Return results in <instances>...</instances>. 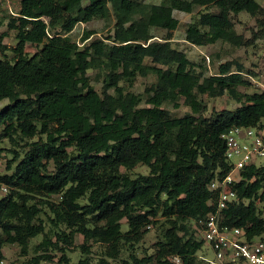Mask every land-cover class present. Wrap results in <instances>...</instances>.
I'll return each mask as SVG.
<instances>
[{"label":"trees","instance_id":"trees-1","mask_svg":"<svg viewBox=\"0 0 264 264\" xmlns=\"http://www.w3.org/2000/svg\"><path fill=\"white\" fill-rule=\"evenodd\" d=\"M84 1L20 0V16L8 23L16 39L11 57L0 33V101L8 100L0 109V143L13 146L0 172V263L5 244L26 254L30 241L42 236L34 247L38 254L59 243L70 247L80 235L82 258L71 262L63 253L57 264H111L123 249L130 252L122 264H177L174 258L201 264L196 252L203 242L195 237V223L216 206L210 182L231 168L223 135L264 119V84L238 62L220 63L216 73L206 75L171 46L178 26L172 12L214 8L186 25L185 41L238 46L242 37L234 16L246 13L260 25L264 8L256 0ZM111 15V35L88 41L93 33H86L82 46L69 37L76 24ZM152 28L166 30V37L154 39ZM29 43L41 46L28 55ZM94 69L103 74L101 92L87 76ZM150 74L155 81L145 97L127 89ZM252 84L262 90H239ZM225 94L238 106L203 116L201 96ZM178 96L190 112L171 117L162 105ZM3 150L0 146V160ZM137 165L148 173L131 176ZM231 189L237 201L222 210V225L244 229L248 240L263 238L264 164L242 168ZM158 217L166 226L154 253L138 257L132 249ZM89 243L102 245V256L93 260ZM48 258L35 255L32 261Z\"/></svg>","mask_w":264,"mask_h":264},{"label":"rangeland","instance_id":"rangeland-1","mask_svg":"<svg viewBox=\"0 0 264 264\" xmlns=\"http://www.w3.org/2000/svg\"><path fill=\"white\" fill-rule=\"evenodd\" d=\"M19 1H12V10L14 12H19ZM144 4H160L162 0H136ZM257 3L264 8V0H256ZM86 4V0L83 2ZM8 10L0 4V21L2 26L0 28V33L2 34V43L6 48V54L11 57L12 50L16 45L15 30L9 28L8 23L13 17ZM204 11H214V8H204L197 7L190 14L181 11L173 10L172 15L178 21L177 28L171 32V46L179 51L186 54L188 59L200 65L201 69H204L206 75H210L217 72L218 65L224 62H238L243 65L244 72H252L255 75L256 81L264 84V16H259L258 24L255 17H252L246 13H240L233 18L235 30L237 34L241 35L242 43L238 46H231L223 42H216L215 44L208 46H194L185 41V28L188 23L193 22L198 18L199 13ZM114 18L111 15L107 19H94L87 23H78L75 25L72 32H70L69 37L71 40L82 46L81 38L89 32L93 34L90 35L88 41L105 38L113 33L114 28ZM151 34L156 40H162L166 37L167 31L160 28H152ZM41 46L39 44L29 43L25 47V52L28 55L35 53ZM87 76L91 84L95 87L98 92L102 90V78L103 74L99 70H89ZM155 81L153 75H148L146 77H138L134 82L133 86L129 91L140 94L145 97L144 90ZM240 91L245 93H253L261 91L262 88L256 84H252L246 88H239ZM206 110L203 116H209L212 111H219L222 109L233 110L238 106L237 102L228 97L226 94L210 98L206 95L201 96ZM174 103L178 104V107H174ZM8 104V100L0 101V109L4 108ZM164 112L171 117H180L185 113H189V107L184 105L183 98L178 96L174 102L164 103L162 105ZM0 146L4 148L2 153V158L0 160V172H5L6 163L12 158L11 149L13 146L6 140L0 143ZM17 149V147H15ZM258 164H264L263 161H259ZM124 171V170H123ZM131 176L137 174H147L148 168L144 165H137L130 172ZM58 197H52L53 200H57ZM43 221H46V216L42 215ZM148 227H146L143 238L141 241L134 246L132 252H134L138 257H143L144 255H152L154 253V244L160 238L163 228L166 226L165 219L158 217L153 219ZM187 224L193 228L194 221L188 220ZM121 229L125 231L127 229L126 221H121ZM48 232V236H50ZM195 237L199 239L198 233L196 232ZM42 240V236H38L30 241L27 253H22L21 249L16 244H5L2 248L3 261L0 264H34L32 259L35 255H48L47 260H41L40 264H57L61 255L65 253L71 262H77L82 258V253L80 245L83 243V239L80 235H76L73 241V245L66 247L64 244L59 243L58 248H50L46 251H40L38 254L34 252L35 245L39 244ZM52 242L55 239L52 237ZM90 257L96 260L103 253V246L96 243H89ZM129 250L123 249L120 257L117 260H112L111 264H122V261L128 258ZM200 252L204 253L208 257L212 255V252L207 249L206 244H203Z\"/></svg>","mask_w":264,"mask_h":264},{"label":"built area","instance_id":"built-area-1","mask_svg":"<svg viewBox=\"0 0 264 264\" xmlns=\"http://www.w3.org/2000/svg\"><path fill=\"white\" fill-rule=\"evenodd\" d=\"M13 0H0V4L15 19L20 15L12 10ZM225 159L230 171L223 178L213 179L208 189L216 194V206L203 220L195 223L199 239L212 252L207 256L196 252L201 264H264V237L248 240L242 228L222 225L221 212L229 203L237 201L232 186L240 181V170L248 165L264 162V119L255 126H235L225 135ZM6 192V188H2ZM179 264V259L174 258Z\"/></svg>","mask_w":264,"mask_h":264}]
</instances>
